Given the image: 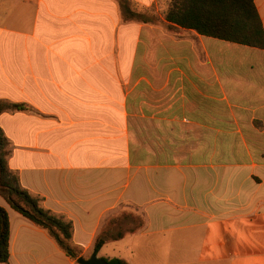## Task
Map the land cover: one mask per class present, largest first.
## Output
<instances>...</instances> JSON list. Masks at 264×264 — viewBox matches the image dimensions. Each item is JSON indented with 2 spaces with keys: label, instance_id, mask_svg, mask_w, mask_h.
<instances>
[{
  "label": "crops",
  "instance_id": "0c3cea01",
  "mask_svg": "<svg viewBox=\"0 0 264 264\" xmlns=\"http://www.w3.org/2000/svg\"><path fill=\"white\" fill-rule=\"evenodd\" d=\"M0 0L8 165L90 259L264 264V49L169 24L171 0ZM264 26V0L255 1ZM4 264H79L15 211ZM119 235L121 237H119Z\"/></svg>",
  "mask_w": 264,
  "mask_h": 264
},
{
  "label": "trees",
  "instance_id": "16d2710c",
  "mask_svg": "<svg viewBox=\"0 0 264 264\" xmlns=\"http://www.w3.org/2000/svg\"><path fill=\"white\" fill-rule=\"evenodd\" d=\"M126 19L151 23L150 15L136 10L132 0H118ZM256 0H171L165 13L166 21L182 29L230 43L264 49V26L257 10ZM9 109L22 110L23 106L0 102V115ZM9 141L0 127V196L25 218L48 231L60 248L72 259L79 257L72 245L73 223L58 217L41 206V200L26 190L18 174L8 165ZM10 218L8 211L0 206V264L10 259ZM103 231L97 238L95 252L98 253L109 238ZM119 237H121L119 235ZM109 264H126L120 259Z\"/></svg>",
  "mask_w": 264,
  "mask_h": 264
},
{
  "label": "water",
  "instance_id": "95a60500",
  "mask_svg": "<svg viewBox=\"0 0 264 264\" xmlns=\"http://www.w3.org/2000/svg\"><path fill=\"white\" fill-rule=\"evenodd\" d=\"M79 264H109L104 259H101L97 256V253H93L90 259L79 258L77 261Z\"/></svg>",
  "mask_w": 264,
  "mask_h": 264
}]
</instances>
